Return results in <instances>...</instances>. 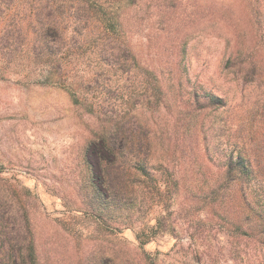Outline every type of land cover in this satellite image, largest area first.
<instances>
[{
    "label": "rangeland",
    "instance_id": "obj_1",
    "mask_svg": "<svg viewBox=\"0 0 264 264\" xmlns=\"http://www.w3.org/2000/svg\"><path fill=\"white\" fill-rule=\"evenodd\" d=\"M45 4L0 0V206L15 212L19 201L27 202L42 263L264 264V246L238 237L231 222L210 211L200 187L213 181L212 163L182 164L173 140L169 155L163 153L162 142L181 133L180 114L171 100L154 99L159 88L169 98L179 78L186 92L196 89L207 100L219 95L225 106L207 115L211 141L221 142V154L250 147L264 166V0L125 1L135 58L124 73L106 70L98 88L78 91V102L73 81L102 65L86 53L67 57L66 81L51 69L38 55ZM164 6L173 7L165 30L158 16ZM124 111L149 124L153 173L162 180L152 200L137 193L131 221L125 199L114 206L107 197L105 152L94 139Z\"/></svg>",
    "mask_w": 264,
    "mask_h": 264
},
{
    "label": "trees",
    "instance_id": "obj_2",
    "mask_svg": "<svg viewBox=\"0 0 264 264\" xmlns=\"http://www.w3.org/2000/svg\"><path fill=\"white\" fill-rule=\"evenodd\" d=\"M125 1L131 5L140 0H46L44 19L47 29L38 55L43 53L51 69L65 81V60L67 64L72 62L67 57L89 53L102 65L93 76L83 74L81 82L73 81L71 91L76 102L79 101L78 91L98 88L99 77L106 70L124 73L129 67L128 60L135 58L124 28ZM170 8L164 6L158 12L164 30V17L168 21L173 7ZM232 59L236 56H231L229 61ZM174 84L176 87L169 98L160 88L154 95L159 103L171 100L180 114L175 122L181 133L162 142L163 153L166 151L165 154L169 155L170 141L173 140L181 145L182 164L189 158L192 164L211 168V162L216 168L213 181L200 187L207 191L204 197L211 199L210 211L231 222L239 233L238 237H250L248 239L264 246V166L255 162L257 158L250 147L235 145L228 153L221 154V142L211 141L206 129L207 115L216 107L225 106L223 98L210 93L208 100V96L203 99L196 89L186 92L187 86L180 78ZM206 100L208 102L204 104ZM173 133L175 131L170 132V136ZM187 135L192 137L191 142H186ZM94 139L100 142L105 152L101 158V181L107 197L114 206L125 199V209L130 210L128 220L131 221L137 193L142 192L144 201L152 200L162 184L161 178L153 173L156 162L153 160L150 126L133 121L124 111L122 116L110 120ZM164 163L161 160V164ZM17 205L15 212L0 206V264H43L36 250L28 204L21 200ZM146 241L149 237L142 243Z\"/></svg>",
    "mask_w": 264,
    "mask_h": 264
}]
</instances>
